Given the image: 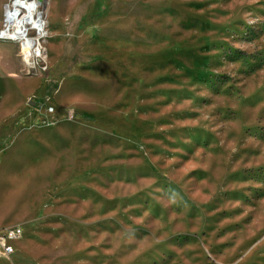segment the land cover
<instances>
[{
    "label": "rangeland",
    "instance_id": "rangeland-1",
    "mask_svg": "<svg viewBox=\"0 0 264 264\" xmlns=\"http://www.w3.org/2000/svg\"><path fill=\"white\" fill-rule=\"evenodd\" d=\"M35 3L0 0V264H264V0Z\"/></svg>",
    "mask_w": 264,
    "mask_h": 264
},
{
    "label": "bare ground",
    "instance_id": "bare-ground-1",
    "mask_svg": "<svg viewBox=\"0 0 264 264\" xmlns=\"http://www.w3.org/2000/svg\"><path fill=\"white\" fill-rule=\"evenodd\" d=\"M41 4L40 0H36V3L34 4V6L30 5L27 6V11L33 15V21L36 23V25H38V27L36 28L37 31L40 33L41 32V28H42V23H41V19L38 16V6ZM13 15H15L14 12H12L9 8L6 9V23H5V28L3 31H0V38H14L13 37V33L17 32L18 28H19V23H12L13 20ZM17 36L15 37L18 41H23L24 40V35L20 32H17ZM35 46V45H34ZM33 47L31 48H27L25 51V54H29L30 52L33 51ZM40 49V48H39ZM29 57V56H28Z\"/></svg>",
    "mask_w": 264,
    "mask_h": 264
},
{
    "label": "built area",
    "instance_id": "built-area-1",
    "mask_svg": "<svg viewBox=\"0 0 264 264\" xmlns=\"http://www.w3.org/2000/svg\"><path fill=\"white\" fill-rule=\"evenodd\" d=\"M22 235V229L18 225L0 229V251L4 254H12L15 250L14 242Z\"/></svg>",
    "mask_w": 264,
    "mask_h": 264
},
{
    "label": "water",
    "instance_id": "water-1",
    "mask_svg": "<svg viewBox=\"0 0 264 264\" xmlns=\"http://www.w3.org/2000/svg\"><path fill=\"white\" fill-rule=\"evenodd\" d=\"M40 1H42V0H40Z\"/></svg>",
    "mask_w": 264,
    "mask_h": 264
}]
</instances>
